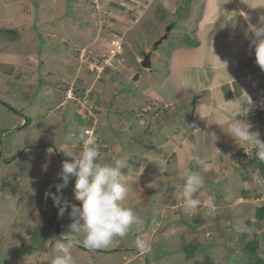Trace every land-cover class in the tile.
Segmentation results:
<instances>
[{
    "label": "rangeland",
    "instance_id": "obj_1",
    "mask_svg": "<svg viewBox=\"0 0 264 264\" xmlns=\"http://www.w3.org/2000/svg\"><path fill=\"white\" fill-rule=\"evenodd\" d=\"M62 1L32 0L30 3L33 18L32 23L25 26L28 31L27 35L34 39L43 38L44 42L41 41V44L39 42L40 47L36 49L44 50V53L48 49L49 52L48 56L44 57L43 61L40 59L41 63L36 65L38 83L34 78H26L25 86L13 88L7 82H0V189L8 187L9 190H20L19 200L23 207L19 213H15L16 216L14 215L12 219L14 220L12 228L23 227L25 230L36 224L38 226L36 234L39 237H45L46 232L50 233L52 228L53 235L59 236L62 232L58 227L59 223L64 226L62 230L65 227H68L69 230V225L73 222L69 215L71 208H68L63 216H58L59 209L53 205V201L47 196V193L49 191L56 192L54 185L63 183L58 177V173L61 171L62 163L70 160V157L67 156L69 150L76 148L74 151H78L83 147L80 137L86 124L88 125L87 116H100L96 115L93 110L96 108L95 105L84 103L83 100L86 96L91 97L92 93L96 91L100 96L99 108L104 109L105 107L106 109L110 103L107 104L106 96H103L102 91H106L107 87H104V84L108 81L110 86L107 92L110 90V93L116 83L120 87V92H118L123 95L135 90L146 89L145 77L148 72L142 68L141 64L138 65L136 58L139 56L143 60L144 54L149 52H153L155 58L159 57L160 46L163 48L168 43L171 46H177L192 36L190 34L192 29L189 30L190 25H177V22L184 20L181 17L184 11H186V16L190 15L187 13L189 10L191 11L190 7L194 0H156V4L152 5L145 17L141 15L146 11V6L150 5L149 2L142 3L141 8H128L124 5L109 6L108 3H103L101 0H81L80 3L78 0H66L64 5ZM123 2L127 3V1ZM165 3L172 6H170L171 11L164 8ZM0 4H4L2 0H0ZM187 5H189V9ZM28 8L27 6V10L30 11L31 8ZM199 8L201 9V7ZM196 9L201 11L198 7ZM1 11L4 16L9 15L0 8ZM196 17L198 18L197 14ZM66 19L74 21L71 24H65ZM69 25L86 30V33L75 41V43H80L78 44L80 54L75 51L76 46L67 48L63 42L58 40H62L60 31L67 30ZM3 27L6 28L4 25ZM169 28L172 29L169 30ZM21 31L22 29H20ZM6 36L11 35L6 34L4 37ZM90 36L93 40H90ZM165 36L167 39H164ZM115 38L120 39L123 44L124 65L123 62L118 65L115 64V60H109L108 50ZM161 40L162 44L155 47ZM19 46L20 44H18ZM146 46L149 48V52L145 51ZM26 47L21 44L20 49L16 51L27 57ZM93 58L108 59L109 63L115 65V68H112L113 71L107 69L104 74L99 76L97 70H91V67L94 66ZM48 63L55 70L54 73L52 72L53 78L44 73V70H47L46 67L49 66ZM132 66L138 68L137 71L142 73L140 80H135L138 73L132 70ZM79 67L90 69L95 75V78L86 79V75L81 73L75 83L79 86L78 91L84 98L78 97L75 89L72 90L71 86L74 84L68 87L66 93L62 89L64 83L58 84L54 80V78L63 79L64 74L65 77L66 75L75 76ZM95 80H97V86L94 85ZM73 97L76 101L72 102L71 109L75 122L66 126L67 123L64 119L68 118L69 114L63 117L64 114H60V109L64 106L68 107L67 102H71ZM116 99L114 97L111 110L115 108L117 112L123 110V114L128 115V109L120 102H116ZM152 112L159 124L170 118L169 113L165 111L155 110ZM25 117L31 118L33 123L22 129ZM95 121L94 134L104 138L107 131L106 125H101V129L99 119ZM119 123L118 120V125H120ZM104 139L109 142V138L105 137ZM147 139L151 138L147 137ZM116 142L119 140L116 139ZM126 146L133 147L135 144L129 143ZM56 148L64 158L63 161L56 153ZM145 148L149 149V146L146 145ZM166 151L167 149H162L160 153L164 154ZM14 157L15 160L8 163ZM258 161L260 159L257 158L256 152H251L249 160L246 163L242 162L243 164L235 158H231L228 162L217 159L216 165L202 169L201 163H195L192 170L198 172L202 177L203 187L197 193L196 198L201 203L194 212L185 210L180 196L184 183L181 173L184 168L178 175H169L163 172L162 175L154 179H145L146 182L141 183L143 189L141 187L140 190L145 199L144 202L140 201L136 184H131L130 192L122 202V206L132 208L143 220V224L133 226L126 237H117L109 247L98 249L111 251L112 253L109 255L96 252L90 257L83 258L80 256V252L74 248L75 251L72 252V255L76 264H118L123 262L130 257L137 256V252L142 250L137 248V239L145 243L143 248L145 251L139 253L141 254L139 256L141 260H138L141 262L140 264H234L236 262L247 264L249 256L244 252V247L251 242L259 244L262 257H264V221H258L255 217V210H252L254 205H260L258 199L263 191L262 187H264V184H259V179L256 184L252 177L253 173L259 174L255 167V163ZM149 163L155 168H162L165 164L162 159H149ZM135 165V163L132 165V169L135 168ZM260 179L262 178L260 177ZM150 181L153 182L151 188ZM250 181L252 183H249ZM74 184L75 178L72 177L61 191L63 199L70 198L71 201L75 199ZM244 191L249 192L252 197L247 202L243 198L241 199L242 195L246 197L242 194ZM132 194H134V200L130 201ZM71 201L64 199L62 203L73 204ZM76 203L79 206L80 202L76 201ZM6 204L7 198L4 194L0 195V209H7ZM5 211L0 212L3 215V219H0V230H5L7 227L4 218L6 216L3 214ZM7 213L9 219L8 210ZM16 231L14 229L8 233L13 235L10 242L14 244L11 249L14 255L11 254V259L19 256L16 253L27 251V248L21 247L26 241L25 237L20 232L19 240H17V233H13ZM22 233L24 234V231ZM3 238L4 236L0 234V242L6 245L7 239ZM75 238L78 246L83 247V234H77ZM2 248L5 247L2 246ZM189 249L192 251L191 257H188L191 254ZM81 251L84 252V250ZM0 257V264L9 261L6 256Z\"/></svg>",
    "mask_w": 264,
    "mask_h": 264
},
{
    "label": "crops",
    "instance_id": "obj_2",
    "mask_svg": "<svg viewBox=\"0 0 264 264\" xmlns=\"http://www.w3.org/2000/svg\"><path fill=\"white\" fill-rule=\"evenodd\" d=\"M64 1L66 0L62 1L63 5ZM123 1H127V3ZM2 2L4 4H0V8L9 15L4 16V13L0 12V82H7L13 88L25 86L26 78H34L38 83L36 65L40 64V59L43 61L49 52L48 49L45 53L44 50L36 49L40 47L41 41L44 42L43 38L34 39L27 35L28 31L25 26L31 24L33 18L30 4L32 0H2ZM78 2L80 3L81 0H78ZM147 2L150 5L146 6V11L141 15L142 17L147 16L152 5L156 4V0L103 1V3H108L109 6L124 5L128 8H141L142 3L146 4ZM27 6L31 8L30 11L27 10ZM170 6L165 3L164 8L171 11ZM187 6L189 9V5ZM197 7L201 11H197ZM190 9L192 13L190 10L187 13V15L189 13L190 15L186 16V11H184L181 16L184 19L183 21L186 20V22L180 21L177 22V25H190L189 30L192 29V33H190L192 36L185 39V42L179 43V45L175 44L177 46H171L169 43L163 48L160 46L159 57L155 58V55H152V67L151 69H145L148 72L145 77L146 89L142 91L135 90L123 95L119 93L120 87L116 83L113 84L110 93V90L107 92L110 86L108 81L104 84V87H107L106 91H102L103 96H106L107 104H110L106 109L105 107L102 109L99 117V125L100 127L106 125L105 137L109 138L108 142L104 139L105 137L100 138L98 136L103 144L100 148L101 159L104 162H111L115 157L126 155L131 165L136 164L135 168L130 170L134 177L131 184H136L142 202L145 199L140 191L141 187L143 189L141 183L144 184L146 180L159 177L163 172L169 175H178L181 169L193 168L195 163H201V161L200 165L203 169L216 165L217 159L228 162L231 158H235L241 163H246L250 158V153H255L256 149L248 143L232 138L229 128L233 121L240 120L249 123L251 125L250 131L258 132L260 139L264 140V70H261L256 63L255 45L252 43L254 35L251 31L253 26L264 27V0H194ZM73 21L66 19L64 23L71 24ZM75 21L77 23V20ZM74 26L69 25L67 30H61L62 40H58L63 42V45L67 48L76 46L77 50L80 43H75V41L80 39L81 35L86 33V30ZM20 29H22L21 32ZM11 31L16 32L12 33ZM6 34L11 36L4 37ZM89 38L92 39L91 36ZM194 42H197L198 45L193 46ZM18 44H20L19 47ZM21 44L27 46V57L16 51L20 49ZM144 49L149 52L147 46ZM136 59L138 65L143 61L139 56ZM122 61L124 65V59ZM48 65L44 73L53 78L55 70L49 63ZM137 69L132 66L133 71H137ZM81 73L86 75V79L95 78L94 72L90 69L79 67L75 76L66 75L65 77L64 74L63 79L54 78V80L58 84H75ZM135 73H138V79L140 80L142 73L138 71ZM96 83L97 80L94 82V85L97 86ZM98 89L100 88L98 87ZM99 92L101 93V90ZM247 96L250 97L251 103ZM114 97L117 98L116 102H120L128 109V115L123 114V110H118V112L116 108L111 110ZM57 102L58 100L55 105ZM241 102H243L241 105L242 110L240 107ZM67 104L68 107L64 106L60 109V114H64L63 117L69 114V117L64 119L68 125L75 121L71 109L73 103L69 101ZM131 107L133 108L130 109ZM243 109H248V111ZM155 110L158 112L159 110L165 111L172 118L159 124L153 116L152 111ZM107 115L108 117H106ZM118 120L120 125H118ZM117 127L118 129H115ZM147 137L151 139H147ZM116 139L119 142H116ZM129 143H134L135 146H126ZM146 145L149 146V149L145 148ZM162 149H167L166 153L161 154ZM191 156H196L198 159L191 160ZM149 159H162L165 166L155 168L149 163ZM69 162H71V158ZM240 175L241 173L238 175L239 178ZM258 175V173H253L254 182L258 184L257 180L259 179V184H264V180L260 179V175ZM168 181L170 182V180ZM152 183L150 181V188ZM262 189L263 191L258 199L260 205H254L255 207H252V210L256 211L257 207H264V187ZM2 194L7 199L10 195L18 199L19 208L16 214L22 210L23 204L19 200L20 190H9L8 187H5L0 189V195ZM133 195L130 201L134 200ZM242 198L246 202L252 199L250 194L246 197L242 195ZM64 199L71 201L70 198ZM71 202L77 205L75 199ZM0 210V212L6 210L3 214L6 216L4 218L7 227L5 230H0V232H3L0 233L4 236L3 239H7L8 242L6 245L0 242V256H6L9 260L5 264H52L53 259L60 255L56 238L67 233L69 231L68 227L62 230L64 226L59 223L58 227L62 231L59 236L53 235L51 226L50 233L46 232L45 237H39L36 235V228L38 229L36 224L25 230L23 227H20L21 229L18 227L12 228L14 221L12 219L15 214L9 213L10 217L8 219L7 209L2 208ZM57 215L59 216L58 212ZM0 219H3L1 213ZM14 229L17 230L13 232L17 233V240H19L18 235L20 232L25 237L26 241L21 247L27 248V251L16 253L19 256L11 259L13 251L11 249L14 244L10 241L13 239V235L8 233ZM22 231H24V234ZM2 246L5 248L1 249ZM74 248L80 252V256H83V258L90 257L96 252H102L105 255L112 253L104 250H89L84 246H78V244ZM74 248L72 252L75 251ZM81 250H84V252ZM144 251L143 249L139 250L137 256L130 257L118 264H140L141 262L138 260H141L139 258L141 254L139 253ZM234 264L240 263L236 262Z\"/></svg>",
    "mask_w": 264,
    "mask_h": 264
},
{
    "label": "clouds",
    "instance_id": "obj_3",
    "mask_svg": "<svg viewBox=\"0 0 264 264\" xmlns=\"http://www.w3.org/2000/svg\"><path fill=\"white\" fill-rule=\"evenodd\" d=\"M251 31L254 35L252 43L255 45V60L261 70H264V27L253 26ZM248 100L251 103L250 97ZM243 110L248 111V109ZM250 129L249 123L235 120L231 123L229 132L234 140L254 146L257 158L264 161V140L260 139L258 132L250 131ZM95 138L98 139L96 136ZM80 140L83 147L78 151H74L76 148L69 150L67 156L71 158V162L64 161L58 173L63 183L54 185L56 192L47 193L53 205L58 207L60 216L71 208L69 215L73 220L69 231L56 238L60 255L53 259L52 264H76L72 250L77 244L75 238L77 234H83L82 242L85 248L98 250L109 247L117 237H126L133 226L143 224V220L132 208L122 206L132 187L131 181L134 179L130 172L132 165L128 157L118 156L111 162H104L101 159L100 146L95 139L82 134ZM190 159L198 158L191 156ZM72 177L75 178L74 198L80 202L79 206L69 202L62 203L61 191ZM181 179L184 183L180 196L185 210L194 212L201 203L196 197L203 187V179L190 167L184 169ZM6 208L10 214H15L19 208L18 199L10 195ZM136 245L139 249L145 247L144 241L140 239H137Z\"/></svg>",
    "mask_w": 264,
    "mask_h": 264
},
{
    "label": "trees",
    "instance_id": "obj_4",
    "mask_svg": "<svg viewBox=\"0 0 264 264\" xmlns=\"http://www.w3.org/2000/svg\"><path fill=\"white\" fill-rule=\"evenodd\" d=\"M103 1L104 0H101V2H103ZM11 32L12 33H15L16 31H11ZM197 45H198V43L197 42H194V45L193 46H197ZM76 52L80 54L79 49H77ZM110 70H112V69H110ZM41 85H43L42 82H41ZM70 85H72V84L65 83L62 89L66 92V91H68V87ZM71 87H72V90L75 89L76 95L78 97H83V95H81L79 93V91H78V87H79L78 85L74 84ZM90 99H91L90 104L95 105V107H96V108H94V111H95L96 115H100V112L102 111V109L99 108V106H98V104H99V95H98V93H96V91H94V94L91 95ZM71 101L73 102V100H71ZM193 102L195 103V101H193ZM6 106H8L7 103H6ZM10 109L12 110V108H10ZM21 115L23 116V114H21ZM99 117L100 116H97V117L96 116H89V117L87 116V119L88 120H86V121H88V125L86 124V127H85L84 132H83L84 135H86V131L87 130H94L93 128H94V126L96 124V121L95 120L96 119H99ZM32 123H33V120L31 118L25 117V124L21 128L22 129H25V128L29 127ZM66 126H68V125H66ZM21 128H19V129H21ZM95 136H97V134ZM97 138L98 139H97L96 143L101 148L102 145H103L102 144V141L100 140V138L98 136H97ZM81 144H83V143L81 142ZM56 150H57V148H56ZM100 151H101V149H100ZM56 153H58L60 159L63 161L64 158L62 157V155L60 154V152L57 150ZM14 160H15V157L13 159H10L8 161V163L13 162ZM255 167L258 170L260 177L264 180V161H262V160L258 161L257 163H255ZM243 194L245 196H248L249 192L244 191ZM255 212H256L255 213V216H256V219L257 220H259V221L264 220V207H257ZM36 232H38V231H36ZM190 249L192 250V248H190ZM190 249H189V251H191ZM244 252L247 253V255L249 256V259H248L247 264H264V257H262V254H261L262 252L260 251L259 244L257 242L248 243L244 247ZM190 253L191 254L188 257H191L192 256V251Z\"/></svg>",
    "mask_w": 264,
    "mask_h": 264
},
{
    "label": "built area",
    "instance_id": "obj_5",
    "mask_svg": "<svg viewBox=\"0 0 264 264\" xmlns=\"http://www.w3.org/2000/svg\"><path fill=\"white\" fill-rule=\"evenodd\" d=\"M123 48L124 47H123V44H122L120 39L115 38L114 40H112L110 49L108 50L109 60L113 59L116 62L115 64L121 65L122 64V57L121 56L123 55ZM109 60L108 59L93 58L94 66H92L91 69L97 70V72L100 76L108 68H114L115 67V65H112L111 63H109ZM92 94H94V92ZM87 97L88 96H86V98ZM86 98H85V100H83L84 103L92 105V104H90V101H91L90 97H88L87 99ZM71 100L76 101V99L74 97ZM86 135L88 138H92V139H95V141H97V139L94 138V131L93 130H87Z\"/></svg>",
    "mask_w": 264,
    "mask_h": 264
},
{
    "label": "water",
    "instance_id": "obj_6",
    "mask_svg": "<svg viewBox=\"0 0 264 264\" xmlns=\"http://www.w3.org/2000/svg\"><path fill=\"white\" fill-rule=\"evenodd\" d=\"M169 30H170V29H169ZM164 39H167V36H165ZM161 44H162V40L159 41V42L155 45V47H157V46H159V45H161ZM152 55H153V52H149V53H145V54H144V59H143V61H142V63H141V66H142L143 69H146V70H147V69H151V67H152V60H151ZM138 78H139V75H137V76L135 77V80H138Z\"/></svg>",
    "mask_w": 264,
    "mask_h": 264
}]
</instances>
